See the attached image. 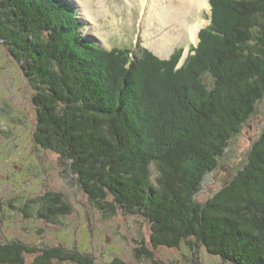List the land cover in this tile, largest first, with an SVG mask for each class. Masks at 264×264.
Wrapping results in <instances>:
<instances>
[{
    "label": "trees",
    "instance_id": "1",
    "mask_svg": "<svg viewBox=\"0 0 264 264\" xmlns=\"http://www.w3.org/2000/svg\"><path fill=\"white\" fill-rule=\"evenodd\" d=\"M211 3V25L182 66V50L168 60L145 50L142 62L151 61L148 69L155 62L169 85L170 101L160 104L139 96L135 63L124 66L129 56L81 35L74 8L63 0H0V39L36 83V142L68 162L98 208L141 212L155 246L187 241L234 264H264V124L236 175L208 200L196 197L264 97V0ZM122 69L130 70L125 87ZM204 75L211 82L202 90L197 81ZM184 91L189 103L180 104ZM168 115L177 122L172 132L157 125ZM164 126L169 132L161 136ZM64 196L40 198L38 216L55 223L71 211ZM27 254L35 257L28 261ZM145 255L155 259L149 249ZM93 261L79 249L0 241V264Z\"/></svg>",
    "mask_w": 264,
    "mask_h": 264
},
{
    "label": "rangeland",
    "instance_id": "2",
    "mask_svg": "<svg viewBox=\"0 0 264 264\" xmlns=\"http://www.w3.org/2000/svg\"><path fill=\"white\" fill-rule=\"evenodd\" d=\"M63 1L74 8L82 36L92 44L116 53L123 51L124 56H129L123 58L124 66L129 68L131 62L135 63L132 71L141 83L139 96L147 97L149 101L156 99L159 104L162 100L170 101L168 90L164 91L169 85L164 76L158 74L155 62L150 69L148 62L151 61L142 62L145 50H151L160 60L175 57L182 50L176 56L178 66H182L199 45L201 31L212 22V3L208 7H200L197 3L189 5L192 10L187 15H179L176 21L170 19L163 24L159 9L166 11L173 4L176 6V0ZM193 21L204 23L199 40L194 36L193 39V33L188 30ZM182 23L188 28L183 29ZM170 33L173 41L162 48L160 38ZM112 59L116 63L118 57L112 55ZM129 71H121L122 87L126 85L125 72ZM210 82L204 75L197 84L203 90ZM37 93L36 83L26 75L20 61L0 39V241L19 239L39 247L79 249L93 256V264H116V258L126 264H156V261L160 264H196L197 261L201 264H234L209 253L204 245L196 247L187 241L175 247L155 246L151 241V223L141 212L126 213L119 207L110 214L98 208L78 184L68 162L66 164L53 150L36 142L38 107L34 95ZM186 93L184 91L180 104L188 102ZM181 110L185 115V110ZM159 122L167 123L171 132L177 126L171 115L166 121H158V126ZM263 124L264 97L257 103L252 118L230 141L218 167L204 176L196 194L200 202L211 198L245 165L252 142ZM168 128L161 129V136L168 134ZM49 192L63 193L71 209L58 215L55 223L37 214L42 208L40 198ZM146 249L154 253V260L146 257ZM26 257L31 261L35 256L27 254Z\"/></svg>",
    "mask_w": 264,
    "mask_h": 264
},
{
    "label": "bare ground",
    "instance_id": "3",
    "mask_svg": "<svg viewBox=\"0 0 264 264\" xmlns=\"http://www.w3.org/2000/svg\"><path fill=\"white\" fill-rule=\"evenodd\" d=\"M176 1L178 2L176 6L173 4V6L171 8H167L166 11L164 9H159V12L161 13V18L159 19L162 21L163 24L168 23L170 19L176 21L179 15L182 16L187 15L192 10V8H189V5H193L197 3L200 7H208L211 3L210 0H176ZM193 22L194 23L190 25L188 30L191 31V34L193 33L192 37L194 36L196 39H198L200 30L203 27L204 23L201 21H196V22L193 21ZM182 28L184 29L188 27L185 26V23H182ZM188 30H185V32L187 33L190 32ZM160 39H161L160 46H162V48H165L167 45L169 46L171 44V41H173L174 37L172 33H170L169 35L168 34L163 35Z\"/></svg>",
    "mask_w": 264,
    "mask_h": 264
}]
</instances>
